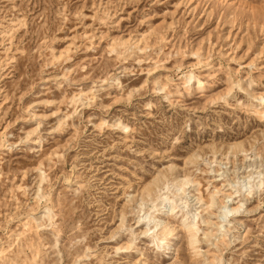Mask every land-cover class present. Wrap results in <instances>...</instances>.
<instances>
[{
    "label": "rangeland",
    "instance_id": "374dc122",
    "mask_svg": "<svg viewBox=\"0 0 264 264\" xmlns=\"http://www.w3.org/2000/svg\"><path fill=\"white\" fill-rule=\"evenodd\" d=\"M0 264H264V0H0Z\"/></svg>",
    "mask_w": 264,
    "mask_h": 264
},
{
    "label": "bare ground",
    "instance_id": "6f19581e",
    "mask_svg": "<svg viewBox=\"0 0 264 264\" xmlns=\"http://www.w3.org/2000/svg\"><path fill=\"white\" fill-rule=\"evenodd\" d=\"M260 100H262V99H260ZM164 199V198H163ZM173 208V207H172ZM171 208V211L173 210ZM186 220V219H185ZM185 220H183L182 222L184 223V226H183V228H184V230H185V232H186V235H188L189 236V238L190 239H192V241L191 242H193L194 240V235H193V224L192 225H189V224H187L186 222H185Z\"/></svg>",
    "mask_w": 264,
    "mask_h": 264
}]
</instances>
